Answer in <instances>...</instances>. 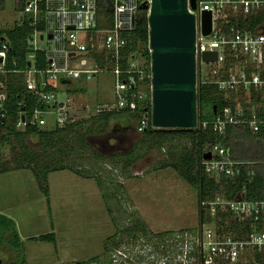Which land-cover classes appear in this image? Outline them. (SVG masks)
Here are the masks:
<instances>
[{
  "label": "built area",
  "instance_id": "2783aa9c",
  "mask_svg": "<svg viewBox=\"0 0 264 264\" xmlns=\"http://www.w3.org/2000/svg\"><path fill=\"white\" fill-rule=\"evenodd\" d=\"M13 1L19 14L16 21L26 20L33 27L28 37L26 88L42 104L34 107L29 116L21 112L17 128L44 127L50 113L56 116L54 126L80 119L72 109L71 98L59 97L58 84L81 77L91 79L105 70L116 77L115 100L102 102L93 113L121 109L134 112L140 104H145V72L136 58L144 55L138 49L131 53L128 46L137 25L140 5L151 0ZM191 11L197 17V74L201 76V83H214L220 90L236 94L234 109L224 107L216 119L199 120L197 127L211 123L217 133L224 134L229 124H243L258 131L264 125V0H197V8ZM202 11L212 14V29L207 35L201 31ZM0 42V73H4L8 69L11 47L3 37ZM148 48L150 50L149 42ZM38 51L46 55L45 67L36 66ZM206 51H216L217 59L203 61L202 53ZM4 99L2 92L0 111ZM142 107V116L136 122L138 132L146 129L151 120L147 107ZM3 115L0 112V117ZM128 126H133V122H127ZM207 151L212 156L210 159L203 156L201 164L208 175L216 179L221 176L234 179L243 173L244 166L250 179L255 175L256 161L232 158L221 143L213 144L205 153ZM201 207L207 216L228 212L240 220L263 212L264 200L249 199L244 193L240 197L219 193L212 199L202 200ZM205 223L209 225V222H201L196 228L174 231L164 237L173 252L172 257L162 259V264H264L263 230L254 226L251 231L237 235L217 222L212 221V227H205ZM159 246L161 250L164 243ZM136 248L133 253L116 249L117 253L110 258L112 263L126 262L134 253L144 252L151 258L159 255L153 246L147 251ZM120 255L125 259L119 261Z\"/></svg>",
  "mask_w": 264,
  "mask_h": 264
},
{
  "label": "rangeland",
  "instance_id": "374dc122",
  "mask_svg": "<svg viewBox=\"0 0 264 264\" xmlns=\"http://www.w3.org/2000/svg\"><path fill=\"white\" fill-rule=\"evenodd\" d=\"M18 15L16 2L5 0L4 7L0 9V28L13 26ZM136 58L139 65L144 64V56L137 55ZM115 83V75L105 70L91 79L81 77L72 79L70 83L58 84L59 97L71 98L77 118L88 117L102 102L115 100ZM203 112H208L206 105ZM125 117L133 122V126L124 127L126 124L120 116H115L107 132L88 136L89 144L105 157L98 158L88 152L82 161V166L93 175L90 178L96 181L99 189L80 188L72 178L73 174H77L67 169L66 173L53 176L49 200L40 189H0V214L16 218L18 232L21 237L24 236L21 248H13L7 236L0 235V264H21L22 261L26 264V250L29 264H53L60 260L84 261L94 256L100 257L95 264H108L106 258H112L118 248L133 253L136 247L141 246V249L147 251L156 244V237L148 234L124 236L118 247H111L112 242H109V252L104 251L105 240L118 229L131 225L138 215L147 219L158 233L192 229L201 224L198 189L174 169L159 167L161 161L170 157L175 150L172 147L178 144L183 146L185 143L191 145L190 140L169 139L162 149L155 148L146 152L142 148L140 152L145 154L126 170L122 164L110 160V156L115 153L130 151L141 137L132 114L126 113ZM46 118V126H54L56 116L50 113ZM27 143L36 148L38 137L29 136ZM0 153L10 159L11 146L0 143ZM96 176L103 181V188L95 179ZM206 222L209 225L205 223V227L214 225L212 221ZM52 231L59 241L58 253L54 244L31 239ZM142 254L145 255L144 252ZM137 255L134 253L132 258L120 264H138ZM123 258L125 256L120 255L119 261ZM152 263L158 262L155 260Z\"/></svg>",
  "mask_w": 264,
  "mask_h": 264
},
{
  "label": "trees",
  "instance_id": "16d2710c",
  "mask_svg": "<svg viewBox=\"0 0 264 264\" xmlns=\"http://www.w3.org/2000/svg\"><path fill=\"white\" fill-rule=\"evenodd\" d=\"M4 4L5 0H0V9L4 7ZM32 31L33 27L26 20L23 22L16 21L11 27L0 28V37L5 38L11 47L7 60L8 69L6 72L0 73V93L3 92L5 95L0 111L4 114L0 117V143L9 144L12 153L10 159L5 158L0 153V174L15 169H30L41 191L49 200L48 177L51 172L67 169L79 176L90 178L93 175L85 166H82V161L86 159L84 154L89 152L90 155L105 158L89 144L88 136L107 132L110 122L115 116H120L123 123L126 124L129 120L125 115L131 113L133 121L138 122L144 110L142 106L147 107L149 116L151 115V53L148 48V15L146 10H139L137 25L131 34V42L128 46V51L131 53L138 49L142 51V55L145 57L143 64L145 78L143 80L144 86L142 85L146 92L145 104H140L138 110L134 112L127 109L96 112L87 118L76 119L63 126L38 127L28 125L25 128L16 127L21 112L29 116L34 107L42 106L34 94L26 88L25 70L28 68V37ZM98 60L102 64L100 58ZM47 62L45 53L38 51L36 66L38 68L45 67ZM136 75L138 79V74ZM197 96L201 122H211L216 119L224 107L229 106L234 109L236 106V94L234 92L227 93L220 90L214 83H201L199 74H197ZM205 105L208 107L207 114L203 112ZM140 134V139L130 151L115 153L110 156V160L122 164L127 170L138 162L146 151L155 148L162 149L165 141L169 139L190 140L191 145L185 143L183 146L178 144L172 147L175 150L170 157L161 161L159 167L174 169L191 186L198 189L200 223L215 220L218 225L228 227L237 235L251 231L254 226L258 230L264 231V211L258 215L237 220L228 212H217L214 217L207 216L206 211L201 207L202 200L212 199L219 193H224L228 197H240L244 193L249 199L264 200V171L262 169L255 168V175L252 179L247 176L245 166L239 177L228 179L221 176L216 179L208 175L201 164L205 151L215 143L224 145L232 158L254 160L257 163L264 161V125H261L258 131H253L248 125L229 124L225 133L219 134L213 129L211 123H208L206 127H196L193 130L158 129L152 126L150 120L148 127ZM31 135L38 137L39 143L36 148L27 143V139ZM142 148L145 149V152L141 153ZM95 179L103 188V181L100 177L96 176ZM166 233L172 234L173 231ZM136 234L158 236L160 233L153 232L147 222L138 215L131 225L118 229L115 234L105 240L104 251L109 252V242H112L111 247H118L123 242L124 236ZM0 235H6L13 248H21L22 242L16 222L4 214H0ZM31 239L56 243V236L53 231L34 236ZM99 258V256H95L93 260L97 261ZM106 261L108 264H113L110 258H106Z\"/></svg>",
  "mask_w": 264,
  "mask_h": 264
},
{
  "label": "water",
  "instance_id": "95a60500",
  "mask_svg": "<svg viewBox=\"0 0 264 264\" xmlns=\"http://www.w3.org/2000/svg\"><path fill=\"white\" fill-rule=\"evenodd\" d=\"M197 0H151L148 11L151 50V120L158 129L193 130L199 121L197 96V17L191 11ZM201 31L212 29L211 11H202ZM217 59L216 51L202 53V60ZM1 61V59H0ZM207 151L204 158L210 159Z\"/></svg>",
  "mask_w": 264,
  "mask_h": 264
},
{
  "label": "crops",
  "instance_id": "0c3cea01",
  "mask_svg": "<svg viewBox=\"0 0 264 264\" xmlns=\"http://www.w3.org/2000/svg\"><path fill=\"white\" fill-rule=\"evenodd\" d=\"M125 127H126V125H125ZM257 167L264 171V162L256 163L255 168H257ZM66 171L67 170H60V171L51 172L49 174V189H51L50 185L51 184L53 185V176L57 173H63L64 174V173H66ZM72 178L74 179V182L79 184V187L82 189H92V188L99 189L98 184L96 183V181L93 178L80 177V176L75 175V174L72 175ZM0 189H40V188H39V185L37 183V180L35 179L33 172L28 168H23V169H15V170H11L8 172L1 173L0 174ZM40 191H41V189H40ZM9 216H11V215H9ZM11 218H13L16 221V218H14L13 216H11ZM145 220H146V222H148L150 224L149 225L150 228L153 231H156V229H154L152 227L151 223L147 219H145ZM16 223H17V221H16ZM19 236L21 237L20 232H19ZM55 236H56V243L55 244L53 242H49V241H44V242L54 244V246L56 248V252L58 253L59 248H60L59 247V241H58L57 235H55ZM23 239H24V236L22 235L21 240L23 241ZM24 254H25V261L27 264H29V257L27 254V250L25 251Z\"/></svg>",
  "mask_w": 264,
  "mask_h": 264
},
{
  "label": "flooded vegetation",
  "instance_id": "af4514ba",
  "mask_svg": "<svg viewBox=\"0 0 264 264\" xmlns=\"http://www.w3.org/2000/svg\"><path fill=\"white\" fill-rule=\"evenodd\" d=\"M154 232L158 233L157 231H154ZM165 232H168V231H165ZM167 235H169V234L162 232L158 236L157 235L155 236L156 237V241H155L156 244L154 246H155V249L159 255L155 256L154 258H151V255L146 256L143 254L142 255L139 254L136 256V258H138V262H139L138 264H141V263H143V264H155V263H152V261L155 262V260L158 262L156 264H162V259L164 257L171 256L170 254H172V252H173L172 247L170 244H166L164 241V237H166ZM160 243H164V247L161 250H160V246H159ZM139 247H140L139 249L141 250V246H139ZM95 263H96V261L93 260V257H92V258H89L88 260H84V261L73 260L71 262L70 261L65 262V261L60 260V261L54 262L53 264H95ZM10 264H15V263L13 262ZM21 264H23V261L21 262Z\"/></svg>",
  "mask_w": 264,
  "mask_h": 264
}]
</instances>
